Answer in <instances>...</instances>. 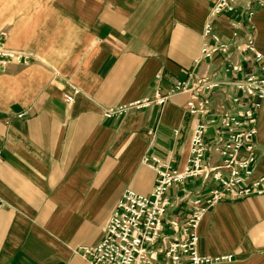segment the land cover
Listing matches in <instances>:
<instances>
[{
    "label": "crops",
    "instance_id": "obj_1",
    "mask_svg": "<svg viewBox=\"0 0 264 264\" xmlns=\"http://www.w3.org/2000/svg\"><path fill=\"white\" fill-rule=\"evenodd\" d=\"M254 1L255 45L264 54V0ZM212 4L0 0V35L8 30L6 47L26 56L0 69V264H90L77 250L102 239L124 191L155 187L157 171L143 157L187 165L198 121L187 110L190 93L112 117L104 111L211 75L221 57L203 59L201 51ZM243 17L240 9L216 17L214 31L232 41ZM221 98L214 93V112L203 119L217 122ZM256 142L258 176L264 101ZM211 185L197 178L173 186L167 217L183 223L194 195ZM196 232L202 255L233 257L213 264H264V195L220 201Z\"/></svg>",
    "mask_w": 264,
    "mask_h": 264
},
{
    "label": "built area",
    "instance_id": "obj_2",
    "mask_svg": "<svg viewBox=\"0 0 264 264\" xmlns=\"http://www.w3.org/2000/svg\"><path fill=\"white\" fill-rule=\"evenodd\" d=\"M210 17L203 29L202 58L221 57L211 75L176 82L163 94L157 90L151 97L104 111L106 117L126 113L131 108L164 105L180 92L190 93L187 110L198 118L193 127L190 158L180 169L157 156L142 161L157 171V181L149 194L126 189L110 217L102 239L95 245L77 250L90 264H213L233 259L232 255L209 257L198 250L196 232L202 215L225 199L264 195V174L256 176L258 149V113L264 101V54L255 45L252 16L254 0H212ZM240 9L243 19L236 21L233 40L225 42L214 31L213 19ZM249 36L240 39V30ZM7 32L0 35V69L20 63L25 54L6 47ZM238 57L239 60L234 58ZM249 62L246 68L243 62ZM76 90V89H75ZM221 93V111L215 124L206 116L212 114L213 95ZM72 103L73 96L65 95ZM212 128L211 134H208ZM213 181L206 195H194L193 208L181 223L168 218L174 206L170 190L190 179ZM2 201L0 200V205Z\"/></svg>",
    "mask_w": 264,
    "mask_h": 264
},
{
    "label": "rangeland",
    "instance_id": "obj_3",
    "mask_svg": "<svg viewBox=\"0 0 264 264\" xmlns=\"http://www.w3.org/2000/svg\"><path fill=\"white\" fill-rule=\"evenodd\" d=\"M6 32H8V30H6Z\"/></svg>",
    "mask_w": 264,
    "mask_h": 264
}]
</instances>
